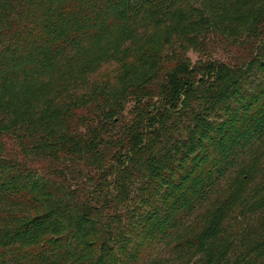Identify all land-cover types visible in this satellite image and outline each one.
<instances>
[{
    "label": "trees",
    "instance_id": "1",
    "mask_svg": "<svg viewBox=\"0 0 264 264\" xmlns=\"http://www.w3.org/2000/svg\"><path fill=\"white\" fill-rule=\"evenodd\" d=\"M240 29L187 103L213 69L170 63ZM167 85L175 136L145 108ZM140 261L264 264V0H0V264Z\"/></svg>",
    "mask_w": 264,
    "mask_h": 264
},
{
    "label": "rangeland",
    "instance_id": "2",
    "mask_svg": "<svg viewBox=\"0 0 264 264\" xmlns=\"http://www.w3.org/2000/svg\"><path fill=\"white\" fill-rule=\"evenodd\" d=\"M238 36L241 37L237 43V40H234L231 35L217 34L214 37H205L203 42L199 43L194 48L188 47L184 52L177 51L178 54L176 55L175 59H178V61L171 62L170 66L183 63L189 68V70L195 69L193 73L195 78L194 80L198 81L202 75H205L206 69H213V71H211L213 72L212 77H204L203 82L200 81L193 83L187 88H184V91L181 90L178 92L183 96H186L187 103L197 107V105L202 102L201 98L204 95L207 86L215 83L218 80H226L228 76L232 75L236 67L241 64L244 54L243 29H240ZM114 67L115 64L111 62L103 64L97 71V74L102 77L112 76V70ZM166 80H168V78ZM172 97V91L169 85H167L163 95H157L153 93L147 96V104L145 105V108L148 112L157 109L156 112L158 111V116H160L162 121H164V125L162 127L164 134L168 133L171 134V136H175L176 132L179 130V124L182 120H184L183 112L185 109L184 107H180L183 103L179 102V105L177 104V107L175 108L177 110H175L174 107L169 104V98L171 99ZM132 107L133 102L127 104L125 109L126 119L132 116L129 111ZM10 146H13L12 142ZM98 160L100 159L96 158L93 160V162L95 163ZM90 165L86 164L85 172L92 170ZM112 179L113 178H110V180ZM85 183L86 185L84 186L87 187V190L95 189L94 187H90V179L89 181H85ZM140 263L141 261L137 264Z\"/></svg>",
    "mask_w": 264,
    "mask_h": 264
}]
</instances>
